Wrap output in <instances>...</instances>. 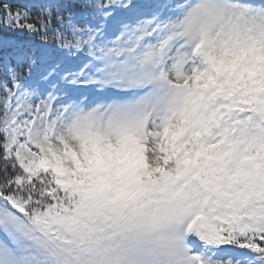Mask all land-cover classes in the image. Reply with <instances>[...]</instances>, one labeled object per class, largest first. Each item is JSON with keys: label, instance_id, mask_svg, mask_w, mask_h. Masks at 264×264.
I'll return each instance as SVG.
<instances>
[{"label": "snow or ice", "instance_id": "1", "mask_svg": "<svg viewBox=\"0 0 264 264\" xmlns=\"http://www.w3.org/2000/svg\"><path fill=\"white\" fill-rule=\"evenodd\" d=\"M0 264H264V0L0 2Z\"/></svg>", "mask_w": 264, "mask_h": 264}, {"label": "trees", "instance_id": "2", "mask_svg": "<svg viewBox=\"0 0 264 264\" xmlns=\"http://www.w3.org/2000/svg\"><path fill=\"white\" fill-rule=\"evenodd\" d=\"M22 0H9V2H11L13 4V7H16L18 5H20V2ZM0 2H4V0H0ZM26 2V0H24V3Z\"/></svg>", "mask_w": 264, "mask_h": 264}, {"label": "rangeland", "instance_id": "3", "mask_svg": "<svg viewBox=\"0 0 264 264\" xmlns=\"http://www.w3.org/2000/svg\"><path fill=\"white\" fill-rule=\"evenodd\" d=\"M24 3V0H22L21 2H20V4H23Z\"/></svg>", "mask_w": 264, "mask_h": 264}]
</instances>
